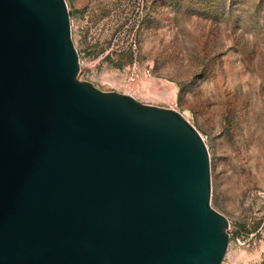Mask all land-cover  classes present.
<instances>
[{
	"label": "water",
	"instance_id": "1",
	"mask_svg": "<svg viewBox=\"0 0 264 264\" xmlns=\"http://www.w3.org/2000/svg\"><path fill=\"white\" fill-rule=\"evenodd\" d=\"M79 74L64 0H0V264H221L197 131Z\"/></svg>",
	"mask_w": 264,
	"mask_h": 264
},
{
	"label": "rangeland",
	"instance_id": "2",
	"mask_svg": "<svg viewBox=\"0 0 264 264\" xmlns=\"http://www.w3.org/2000/svg\"><path fill=\"white\" fill-rule=\"evenodd\" d=\"M64 2L79 79L181 114L227 220L221 264H264V0Z\"/></svg>",
	"mask_w": 264,
	"mask_h": 264
},
{
	"label": "bare ground",
	"instance_id": "3",
	"mask_svg": "<svg viewBox=\"0 0 264 264\" xmlns=\"http://www.w3.org/2000/svg\"><path fill=\"white\" fill-rule=\"evenodd\" d=\"M165 84H166V83H165ZM167 90H168V89H167ZM167 90H166V91H167ZM169 91H170V89H169ZM169 91H168V93H169ZM170 92H171V91H170ZM165 93H167V92H165ZM165 93H163V95H164ZM163 95H162V96H163ZM167 96H168V95H167ZM159 97H160V96H159ZM163 97H164V96H163ZM163 97H162V98H163ZM167 100H168V98H167ZM168 102H169V101H168ZM199 136H200V135H199ZM201 139H202V138H201ZM226 251H227V250H226Z\"/></svg>",
	"mask_w": 264,
	"mask_h": 264
}]
</instances>
